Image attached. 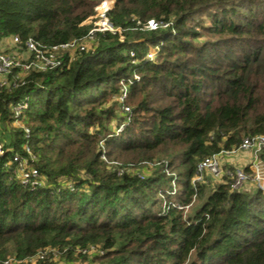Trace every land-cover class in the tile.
Wrapping results in <instances>:
<instances>
[{"label":"trees","instance_id":"obj_1","mask_svg":"<svg viewBox=\"0 0 264 264\" xmlns=\"http://www.w3.org/2000/svg\"><path fill=\"white\" fill-rule=\"evenodd\" d=\"M94 6L0 0V39L42 51L69 44L86 35ZM107 18L125 41L95 33L94 51L57 56L58 66L0 88V125L25 104L19 119L30 130L0 159V261L53 249L65 264H264V191L231 190L227 177L191 184L204 158L264 135V0H115ZM149 21L160 28L141 33ZM145 46L159 53L140 65L114 137L115 109L101 108L119 105V81ZM15 154L42 187L2 168ZM145 165L154 168L147 176ZM91 246L99 255L82 256Z\"/></svg>","mask_w":264,"mask_h":264},{"label":"rangeland","instance_id":"obj_2","mask_svg":"<svg viewBox=\"0 0 264 264\" xmlns=\"http://www.w3.org/2000/svg\"><path fill=\"white\" fill-rule=\"evenodd\" d=\"M112 1L114 5L115 0H94L95 6L93 8V15L88 18L81 26L87 29L86 35L81 38L80 40H75L72 41L70 44L69 49H64L63 51H59L57 53V56H63L66 53H69V57H74L77 52H81L80 49L83 48L85 52L88 51H94L97 47V40L94 35H88L90 32L93 31V28L95 27V24L98 21L97 14H96V8L104 2H110ZM113 8V7H112ZM203 15L202 14H197L195 15L192 19V21H200L202 19ZM160 27H157L159 29ZM162 29H165L166 27L163 26L161 27ZM141 33H150L151 30L147 29V26L142 28ZM117 32V38L118 42H123L125 41V37L123 36L122 31H116ZM116 32H101L100 34H105L109 33L113 35ZM92 34H95L94 32ZM204 38H208L209 36L207 34H203ZM13 38L8 37V38H1L0 39V53H6L14 56L16 59L21 64V67H26L22 68V70H15L14 74L12 75H7L6 77H3L0 80V88L1 87H9L11 83L16 79V77L21 81L23 80L29 72L27 71L28 65L31 66V69H40L42 68V63L39 61L35 60L33 55L26 51L23 45L20 44H15L13 43ZM202 41V40H201ZM204 41V40H203ZM200 43V42H199ZM141 54L142 59L134 61V67L136 69L131 70V72L125 77L122 78L119 81V86H120V94L121 96L119 97V105H116V100L112 99L108 103H106L101 110L106 111L108 109H115V118L112 120L110 123V127L112 131L114 132L113 136H117L119 132H121L124 127L126 126V120L121 119L122 116L125 117V114L128 113L130 110L131 106L126 105V101L124 99L128 98L129 95V87L133 86L134 84H138L141 81V71L140 67L141 64L145 62H153L156 59L157 53H159V49L155 46H145L144 51L139 52ZM133 54L130 53V56L132 57ZM139 67V68H137ZM32 71V70H31ZM15 77V79H14ZM123 99V100H122ZM123 104V106H120V104ZM122 107V108H121ZM18 109V108H17ZM16 108L13 110L15 111ZM20 116H18V120L12 124H9L7 126H1L0 125V143L4 147H7L11 140L14 139V136L16 135L17 132H22L23 135L25 130H29V128L25 125L24 121H21L19 119ZM30 132V130H29ZM102 150H105V148H102ZM238 149H234L231 151H234V153L231 155V157L223 163V172L219 174L218 176H208V175H203L202 177V182H192L193 179L196 181L195 177H193L191 184L196 189L197 185L205 186L208 188H211L213 186H216L220 183H225V172L228 170H232L234 168H238L237 164H232L229 162L230 159L237 158L242 151H237ZM106 151V150H105ZM111 165H116L115 163H111ZM236 165V166H235ZM149 168V169H148ZM9 169V168H8ZM153 166L151 165H145V170L144 168L140 170L141 175L147 176L152 172ZM19 178V177H18ZM249 183V182H248ZM248 183L246 185H248ZM245 185V186H246ZM244 186V187H245ZM174 184H170L169 187H167V191H169L172 194L177 193L176 190L180 188H176ZM178 190V191H179ZM264 190V189H263ZM195 201V197H193V203ZM188 209V208H187ZM186 214L190 212V210H186ZM99 249L96 247H89L87 249V254H82V256L86 257H95L96 255H99ZM77 255H75L76 257ZM62 253L57 252L53 249H46L43 251H40L37 255H33L30 257H26L23 260H17L14 256H9L5 260L0 261V264H39L41 261H52L54 264H65V260L62 258ZM77 258V257H76ZM76 264H80L79 261L76 262ZM86 264V263H85Z\"/></svg>","mask_w":264,"mask_h":264},{"label":"built area","instance_id":"obj_3","mask_svg":"<svg viewBox=\"0 0 264 264\" xmlns=\"http://www.w3.org/2000/svg\"><path fill=\"white\" fill-rule=\"evenodd\" d=\"M113 3L110 2H104L101 3L96 8V14L98 21L95 24V27L93 28V31L90 32L88 35H94V33H101V32H115L112 25L109 23L107 14L112 9ZM147 29L154 31L157 29L158 24L154 23L153 21H149L147 23ZM13 43L20 44L19 40L16 37H12ZM70 44H66L59 47H54L51 49H47L42 51L32 40H27L23 46L26 51L30 52L34 59L42 63V68L40 69H31V66L28 65L27 71H43L44 69L48 67L58 66L59 61L57 60V53L59 51H63L64 49H69ZM21 45V44H20ZM80 51H84L83 48L80 49ZM20 62L18 59H16L14 56L6 53H0V80L3 77H6L7 75H12L15 70H22ZM15 79V77H14ZM19 79L16 77V79L11 83L10 86L15 87L16 81ZM7 87V88H9ZM2 88V87H1ZM18 108V109H17ZM14 111V116L18 117L20 115V110L26 108V105H22L17 107ZM24 136L26 139L30 138V132L29 130L24 131ZM23 150L27 156H31V150L28 145L23 146ZM239 151L245 152V151H253L255 155H262L264 158V135L253 137V138H247L244 139L241 145L238 148ZM237 150V151H238ZM5 151L3 149V146L0 143V159L3 157ZM234 153V151H220L217 154H213L211 156H208L204 158L202 161H200L196 166L195 171V179H193L194 182H202L203 175L208 176H218L223 172V163L227 161L231 155ZM11 167H14L13 173L16 175L18 180L23 185H30L32 187H42L44 185L43 178L38 173L37 170L34 168L28 167L27 161L20 157L19 155L15 154L11 157V160L5 164H3L2 168L4 169H10ZM225 177L230 180V188L231 190L237 191L241 188H243L248 182L256 185L257 188L262 189L260 185V175L257 172H248L247 170L243 168H234L232 170H228L225 172Z\"/></svg>","mask_w":264,"mask_h":264},{"label":"crops","instance_id":"obj_4","mask_svg":"<svg viewBox=\"0 0 264 264\" xmlns=\"http://www.w3.org/2000/svg\"><path fill=\"white\" fill-rule=\"evenodd\" d=\"M229 162L237 164L238 168H243L248 172H257L260 175V185L264 189V158L262 155H255L253 151H245L241 152L237 158L230 159ZM245 188L254 189L256 185L248 183Z\"/></svg>","mask_w":264,"mask_h":264},{"label":"water","instance_id":"obj_5","mask_svg":"<svg viewBox=\"0 0 264 264\" xmlns=\"http://www.w3.org/2000/svg\"><path fill=\"white\" fill-rule=\"evenodd\" d=\"M263 191V189H261Z\"/></svg>","mask_w":264,"mask_h":264}]
</instances>
